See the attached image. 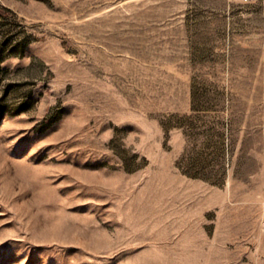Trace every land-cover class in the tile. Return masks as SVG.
<instances>
[{
	"label": "rangeland",
	"instance_id": "rangeland-1",
	"mask_svg": "<svg viewBox=\"0 0 264 264\" xmlns=\"http://www.w3.org/2000/svg\"><path fill=\"white\" fill-rule=\"evenodd\" d=\"M0 264H264V0H0Z\"/></svg>",
	"mask_w": 264,
	"mask_h": 264
}]
</instances>
